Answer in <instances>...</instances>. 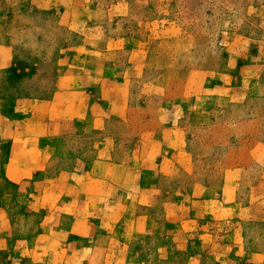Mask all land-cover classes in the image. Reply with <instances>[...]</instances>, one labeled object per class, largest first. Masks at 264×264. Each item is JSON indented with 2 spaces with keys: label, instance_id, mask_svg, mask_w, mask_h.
<instances>
[{
  "label": "rangeland",
  "instance_id": "374dc122",
  "mask_svg": "<svg viewBox=\"0 0 264 264\" xmlns=\"http://www.w3.org/2000/svg\"><path fill=\"white\" fill-rule=\"evenodd\" d=\"M116 3L93 1L105 22ZM127 6L114 28L125 36L115 57L126 72L130 115L112 119L111 131L121 156L137 149L135 191H152L144 206L133 198L137 228L123 254L89 264H264V0ZM26 9L25 0H0V42L14 47L20 73L23 60L46 49L37 26L56 23ZM42 69L40 79H52L53 70ZM231 180L234 201L223 194Z\"/></svg>",
  "mask_w": 264,
  "mask_h": 264
},
{
  "label": "crops",
  "instance_id": "0c3cea01",
  "mask_svg": "<svg viewBox=\"0 0 264 264\" xmlns=\"http://www.w3.org/2000/svg\"><path fill=\"white\" fill-rule=\"evenodd\" d=\"M25 1L27 13L56 23L34 28L38 43L53 52L41 48L36 59L23 60L22 73L13 69L20 63L14 47L0 42V264L120 257L137 228L133 198L144 206L152 191L150 185L135 191L137 149L121 156L111 131L112 119L130 115L126 72L115 57L125 36L114 28L128 0L106 9L108 24L94 0ZM46 65L50 80L40 79ZM234 188L231 180L223 189L231 201Z\"/></svg>",
  "mask_w": 264,
  "mask_h": 264
}]
</instances>
